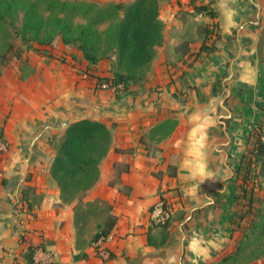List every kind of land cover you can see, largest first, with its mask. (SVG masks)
<instances>
[{"label":"crops","instance_id":"0c3cea01","mask_svg":"<svg viewBox=\"0 0 264 264\" xmlns=\"http://www.w3.org/2000/svg\"><path fill=\"white\" fill-rule=\"evenodd\" d=\"M160 2L163 42L128 91L97 86L113 76L110 59L93 65L65 45L28 51V72L20 60L0 77V264H29L31 246L57 264H217L243 241L264 195L252 154L253 130H264V0ZM84 119L113 136L87 197L115 219L107 260L94 243L78 246L77 203H62L49 173L61 134ZM168 119L169 137L151 134ZM161 199L172 213L164 227L152 223Z\"/></svg>","mask_w":264,"mask_h":264},{"label":"trees","instance_id":"16d2710c","mask_svg":"<svg viewBox=\"0 0 264 264\" xmlns=\"http://www.w3.org/2000/svg\"><path fill=\"white\" fill-rule=\"evenodd\" d=\"M35 1L25 14V31L31 32L34 40L43 45L51 44L54 47V41L60 38L65 46L82 51L85 59L93 65L105 58L110 59L112 69L115 66L117 70H113L111 77L98 78L97 86L100 88L108 83L111 87L124 85L129 89L131 84L142 81L148 73L156 48L163 42L160 0L102 5L88 1L55 0L51 2L47 17L38 14L37 2L41 0ZM47 25L50 30L43 38L42 33ZM208 30L207 40H212L214 35ZM201 50L209 51L211 48L204 45ZM176 125V120L168 119L154 128L151 134L165 139L173 133ZM253 134L256 136V146L252 151L254 162L264 168L262 126H257ZM61 136L50 172L60 188L61 199L68 204L75 201L80 203L99 182L100 165L112 148V131L99 121L84 119L70 124ZM0 139H4L2 129ZM253 199L254 195L250 198V208ZM169 221L165 225H156L153 220L152 223L164 227ZM263 223L264 209L261 208L254 214L249 231H256ZM114 225L115 219L110 215L104 227L95 234L93 243L108 237ZM247 233L235 253L219 264L228 262L240 253L243 244L250 240L251 234ZM37 249L33 246L29 248V264H35Z\"/></svg>","mask_w":264,"mask_h":264},{"label":"rangeland","instance_id":"374dc122","mask_svg":"<svg viewBox=\"0 0 264 264\" xmlns=\"http://www.w3.org/2000/svg\"><path fill=\"white\" fill-rule=\"evenodd\" d=\"M53 1L55 0H41L37 2L38 14L47 17L49 15L48 9L51 8V2ZM35 2V0H0V77L11 68L14 69L16 65H13V63L20 60L21 70L23 69V72H28L29 67H27L26 62H24L25 56L27 55L26 53L28 51L40 52L43 51L44 48L53 47L51 44L43 45L35 41L33 34L31 32H26L24 29L25 14L28 8ZM198 11L199 10L196 9V12ZM196 28L199 27L195 20L190 23L189 30L195 31ZM49 30V25H47L42 33L43 38L48 34ZM54 43V47L65 45L60 38H56ZM113 70L116 71L117 68L113 66ZM0 129L4 131L2 126H0ZM1 140L2 139H0V141ZM49 173L54 182V186L60 190L51 172ZM258 180L257 186L260 187L262 191L264 189V179L261 181L260 179ZM89 193L90 192L87 193L86 197H84L80 203L79 201L74 202H77V207L74 210V220L77 228V243L82 250L93 244L95 234L104 227L110 216V209L105 202L98 198L87 200ZM257 194L261 196L259 193ZM262 198L264 201V195H262ZM62 203L68 204L63 200ZM258 206V211L261 208L264 209L263 202L258 203ZM262 225L254 232L248 229L247 232L249 233L247 234H251V237L246 244H243L240 253L228 262L221 264H255L257 261L264 259V223Z\"/></svg>","mask_w":264,"mask_h":264},{"label":"built area","instance_id":"2783aa9c","mask_svg":"<svg viewBox=\"0 0 264 264\" xmlns=\"http://www.w3.org/2000/svg\"><path fill=\"white\" fill-rule=\"evenodd\" d=\"M101 89L107 90V89H112L114 91H128V89L125 88L124 85H119L118 87H111L110 84L104 83L101 87ZM261 140L264 142V135L262 136ZM7 146L4 141H0V152L6 150ZM171 210L167 207V204L165 203L164 200H159L152 211V220L154 224L156 225H165L168 220L171 218ZM108 237H102L100 238L97 242H95L94 248L97 252V255L104 259L107 260L111 256L107 249L103 247V244L108 240ZM35 264H57L54 261V254L53 252H49L48 254H44L41 250L37 249L36 251V256H35Z\"/></svg>","mask_w":264,"mask_h":264}]
</instances>
